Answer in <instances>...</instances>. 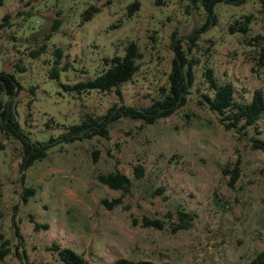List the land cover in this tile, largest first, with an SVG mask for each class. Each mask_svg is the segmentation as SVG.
<instances>
[{"label": "rangeland", "instance_id": "1", "mask_svg": "<svg viewBox=\"0 0 264 264\" xmlns=\"http://www.w3.org/2000/svg\"><path fill=\"white\" fill-rule=\"evenodd\" d=\"M132 1L0 4V70L22 85L13 96L21 129L31 141L53 137L47 154L23 168L20 141L0 129V264H64L49 248L53 242L82 253L85 264H112L119 256L246 264L264 248V152L252 148L247 136L225 129L198 101L206 61L247 100L256 87L264 93V3H220L217 23L190 40L185 34L203 22L200 3L137 0L134 8ZM90 5L98 10L84 19ZM248 14L246 33L228 28ZM173 39L198 59L197 85L183 104L152 123L120 117L109 124L108 137L60 139L62 130L86 113L150 104L167 84ZM130 41L142 56L120 94L63 88V82L93 77L104 57L123 55ZM54 66L65 67L58 78L49 76ZM5 100L1 93L0 108ZM258 123L264 138V112ZM137 164L144 168L140 177L134 174ZM111 169L130 177L128 191L98 179ZM104 198L121 202L109 206ZM178 210L190 212L188 227L173 229ZM145 216L162 226L145 223Z\"/></svg>", "mask_w": 264, "mask_h": 264}, {"label": "trees", "instance_id": "2", "mask_svg": "<svg viewBox=\"0 0 264 264\" xmlns=\"http://www.w3.org/2000/svg\"><path fill=\"white\" fill-rule=\"evenodd\" d=\"M201 4L204 13L203 22L200 26L195 27L192 32L185 34V37L194 40L198 37V33L203 31L210 25H214L218 21L216 7L220 3L241 4L246 0H192ZM264 3V0H259ZM3 0H0V4ZM130 6L138 8L139 2L134 0ZM96 6L90 5L84 10V19H89L93 11H97ZM244 19L234 18L228 23V28L240 30L246 33L249 29L248 23L250 15H244ZM173 56L171 60V68L167 74V84L160 86V92L157 97H154L147 106L136 107L133 105L120 104L119 106L112 105L104 113L93 115L86 113L83 118L75 123L67 125L66 130L60 133V139L63 141H72L75 139H83L92 135H101L108 137L109 124L120 117H131L142 119L146 123H152L157 118L171 114L178 106L186 100V94L190 92V88L197 85L196 76L194 75V65L198 62L197 58L189 56V51L181 44L180 39L172 41ZM189 48V47H188ZM58 55L61 49L56 48ZM264 57V52L261 53ZM142 56L137 45L130 41L125 46L123 55L106 56L103 59V65L100 67L93 77H88L83 80L69 83L63 82L65 90L76 91V93L90 92L92 89H97L103 92L115 90L119 94L120 85L130 80L138 69L137 59ZM55 62L60 60L56 57ZM54 66L49 71V76L58 78L60 69ZM204 84L198 90V101L213 112L219 123L225 129L234 130L237 135L247 136L252 148L260 149L264 152V138L259 134L262 132L258 120L264 112V93L260 87H256L252 91L251 98L247 100L244 95L239 92L235 93V85L231 80H221L215 75L214 68L210 61H206L202 65L201 70ZM21 83L17 80L13 73L5 70H0V94L6 96V100L1 104L0 108V129L7 136H13L20 141L21 144V166L27 167L36 159L42 158L47 154L50 141L48 140L31 141L30 138L23 132L18 120V113L13 96L17 89L21 88ZM239 94V95H238ZM252 130V134H249ZM135 177H140L143 174L144 168L141 164L133 166ZM98 179L111 188L122 189L128 191L131 185L130 177L118 169H111L106 172H100L97 175ZM28 193H32V188H26ZM26 197L24 196V199ZM103 202L109 206L120 203V198H113L108 201L103 199ZM178 222L173 229L186 228L190 225L192 216L190 212L178 210ZM145 223H152L157 227L162 226L157 218L144 217ZM37 225H39L36 222ZM50 249L54 250L58 259L64 264H85L86 259L82 253H78L68 246H61L53 242ZM7 249L2 250V254H6ZM112 264H174L172 261L163 260L155 261L147 258H130L119 256L114 259ZM246 264H264V248L255 253V255Z\"/></svg>", "mask_w": 264, "mask_h": 264}]
</instances>
